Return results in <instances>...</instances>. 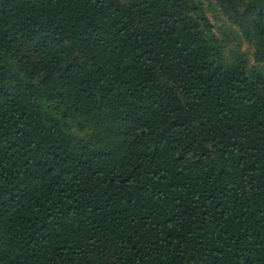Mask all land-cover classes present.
<instances>
[{
	"label": "trees",
	"instance_id": "trees-1",
	"mask_svg": "<svg viewBox=\"0 0 264 264\" xmlns=\"http://www.w3.org/2000/svg\"><path fill=\"white\" fill-rule=\"evenodd\" d=\"M209 4L0 0V264H264V0Z\"/></svg>",
	"mask_w": 264,
	"mask_h": 264
},
{
	"label": "rangeland",
	"instance_id": "rangeland-1",
	"mask_svg": "<svg viewBox=\"0 0 264 264\" xmlns=\"http://www.w3.org/2000/svg\"><path fill=\"white\" fill-rule=\"evenodd\" d=\"M201 3V5L204 8V12L207 15L210 23L213 25V31L215 32L216 36L220 39L223 38L220 35H223L221 32L224 31L225 28H223L224 24L221 22L220 18L216 14V10L209 4L211 0H197ZM228 42L225 46V55L226 56H233L234 53H244L247 55V57H250V50L247 49L246 44L243 42H239L235 39V37L232 34H227ZM251 58V57H250Z\"/></svg>",
	"mask_w": 264,
	"mask_h": 264
}]
</instances>
